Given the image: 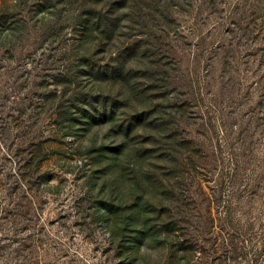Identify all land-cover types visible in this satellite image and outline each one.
Segmentation results:
<instances>
[{"label":"rangeland","instance_id":"obj_1","mask_svg":"<svg viewBox=\"0 0 264 264\" xmlns=\"http://www.w3.org/2000/svg\"><path fill=\"white\" fill-rule=\"evenodd\" d=\"M0 264H264V0H0Z\"/></svg>","mask_w":264,"mask_h":264}]
</instances>
